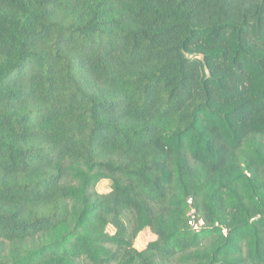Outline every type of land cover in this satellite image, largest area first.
Here are the masks:
<instances>
[{
    "label": "trees",
    "instance_id": "1",
    "mask_svg": "<svg viewBox=\"0 0 264 264\" xmlns=\"http://www.w3.org/2000/svg\"><path fill=\"white\" fill-rule=\"evenodd\" d=\"M0 264H264V0H0Z\"/></svg>",
    "mask_w": 264,
    "mask_h": 264
},
{
    "label": "rangeland",
    "instance_id": "2",
    "mask_svg": "<svg viewBox=\"0 0 264 264\" xmlns=\"http://www.w3.org/2000/svg\"><path fill=\"white\" fill-rule=\"evenodd\" d=\"M226 45H228V44H225V46ZM196 50H198L197 47L193 48L191 50V52L192 51H196ZM230 50L233 52L234 50H236V48L235 47H232V48H230ZM207 51H209V50H207ZM198 54H199L198 55V59L200 61L204 62V60L202 59L203 58L202 53L201 54L198 53ZM97 191L100 194H107V193H109L111 191V183L108 180H102V181H100L98 183V185H97ZM107 230L111 234L115 233V229L112 226H109ZM153 236H154V234L150 230H148V229L142 231L138 235V237L135 239V242H134L135 249L136 250H142V249H144L149 243H151V242L154 241L155 238Z\"/></svg>",
    "mask_w": 264,
    "mask_h": 264
},
{
    "label": "built area",
    "instance_id": "3",
    "mask_svg": "<svg viewBox=\"0 0 264 264\" xmlns=\"http://www.w3.org/2000/svg\"><path fill=\"white\" fill-rule=\"evenodd\" d=\"M187 217H188L189 227L193 231L200 232L205 227H207L206 221L198 214V212L194 206V202L191 198L188 199ZM224 232H226V230H224Z\"/></svg>",
    "mask_w": 264,
    "mask_h": 264
},
{
    "label": "crops",
    "instance_id": "4",
    "mask_svg": "<svg viewBox=\"0 0 264 264\" xmlns=\"http://www.w3.org/2000/svg\"><path fill=\"white\" fill-rule=\"evenodd\" d=\"M153 237L155 238V239H154V241H155L157 238H156V236H155V235H154Z\"/></svg>",
    "mask_w": 264,
    "mask_h": 264
}]
</instances>
